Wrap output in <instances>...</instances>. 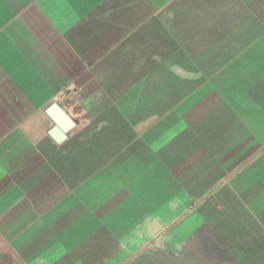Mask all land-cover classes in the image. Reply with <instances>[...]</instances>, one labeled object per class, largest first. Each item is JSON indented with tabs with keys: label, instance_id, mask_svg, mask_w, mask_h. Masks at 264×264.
<instances>
[{
	"label": "crops",
	"instance_id": "1",
	"mask_svg": "<svg viewBox=\"0 0 264 264\" xmlns=\"http://www.w3.org/2000/svg\"><path fill=\"white\" fill-rule=\"evenodd\" d=\"M0 264H264V0H0Z\"/></svg>",
	"mask_w": 264,
	"mask_h": 264
},
{
	"label": "water",
	"instance_id": "2",
	"mask_svg": "<svg viewBox=\"0 0 264 264\" xmlns=\"http://www.w3.org/2000/svg\"><path fill=\"white\" fill-rule=\"evenodd\" d=\"M52 134H54V136H56L57 139H58V138L60 139V138L63 137V135H62L61 133H59V132L57 131V129H55L54 132H53Z\"/></svg>",
	"mask_w": 264,
	"mask_h": 264
},
{
	"label": "rangeland",
	"instance_id": "3",
	"mask_svg": "<svg viewBox=\"0 0 264 264\" xmlns=\"http://www.w3.org/2000/svg\"><path fill=\"white\" fill-rule=\"evenodd\" d=\"M160 231V230H159ZM158 232V231H157ZM163 233V232H162ZM162 233H158L157 235L159 236L160 234H162ZM156 234V233H155ZM163 235V234H162Z\"/></svg>",
	"mask_w": 264,
	"mask_h": 264
}]
</instances>
